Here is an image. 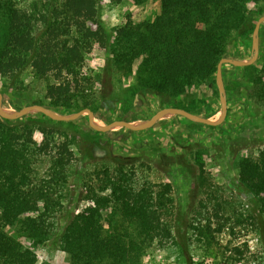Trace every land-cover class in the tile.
<instances>
[{"label":"trees","instance_id":"16d2710c","mask_svg":"<svg viewBox=\"0 0 264 264\" xmlns=\"http://www.w3.org/2000/svg\"><path fill=\"white\" fill-rule=\"evenodd\" d=\"M101 1L37 0L26 9L16 0H0V79L29 69L33 78L51 80L44 90L48 103L32 105L67 112L89 109L100 118L91 101L92 78L83 70L93 49H107L115 69L132 76L137 91L176 98L214 85L217 64L228 58L233 33L248 23L246 33L251 34L254 17L264 16L248 11L249 4L262 0H158L153 21L128 18L110 41L100 20ZM131 1L140 5L146 0ZM225 66L232 67L222 70ZM254 84V96L264 101V59ZM35 119H0V264H36L35 250L57 237L68 264H140L154 246L178 249L167 221L173 207L170 184L137 186L133 167L123 164L96 168L85 187L89 204L59 226L75 158L72 142L58 140L47 124L54 122L45 116ZM44 161L47 167L41 173ZM196 162L202 172L201 154ZM238 181L257 201V216L249 218L264 238V147L256 157L239 160ZM212 219L189 225L190 237L208 248L228 221L217 213ZM232 251L243 255L237 247ZM185 257L187 264H197Z\"/></svg>","mask_w":264,"mask_h":264},{"label":"rangeland","instance_id":"374dc122","mask_svg":"<svg viewBox=\"0 0 264 264\" xmlns=\"http://www.w3.org/2000/svg\"><path fill=\"white\" fill-rule=\"evenodd\" d=\"M36 1L16 0L26 9ZM159 9L158 0H146L140 5L131 0L120 3L103 0L100 3V20L111 41L114 30L128 18L135 23L151 22ZM248 11L250 14L257 11L264 14V0L249 4ZM254 20L256 23V16ZM89 26L96 28L93 24ZM248 27L247 23L233 33L228 44V58L249 60L252 33H246ZM258 38V59L248 66L251 69L225 66L222 70L228 113L219 126L211 127L174 116L165 117L144 131L115 128L99 133L90 128L86 115L71 122H42L57 132L58 140L65 137L71 140L75 156L58 218L59 226L89 204L85 187L90 184L96 168L123 164L133 167L137 186H171L173 207L167 221L172 225L178 249L154 246L140 264H187L185 254L197 264H264V238L259 236L257 223L249 218L257 216V201L238 181L239 160L256 157L264 147V101H258L254 96L258 90L254 80L264 59V23L259 28ZM83 70L92 78L94 96L91 101L101 118L95 116L98 124L125 119L139 124L162 108H184L201 117L215 111L210 120H217L220 116L216 84L196 87L187 95L176 98L137 91L132 76H123L115 69L107 49H93L85 58ZM47 83L51 80L35 79L29 69L13 79L1 78L0 90L5 93L2 95L4 111H17L11 102L22 108L35 102L48 103L44 95ZM48 109L63 116L76 113ZM39 115L31 113L24 117L36 121ZM35 140L39 142L40 139L35 137ZM198 154L202 158V172L196 162ZM46 167L44 161L40 172H44ZM215 213L222 214L228 221L222 233L214 235L208 248L190 237L189 225L194 222L203 224ZM215 226L213 224V228ZM18 239L24 246L29 245L25 238ZM233 247L241 250L243 255L237 256L232 251ZM226 248L231 251H226ZM35 253L36 264H68L67 255L59 249L58 237L37 248Z\"/></svg>","mask_w":264,"mask_h":264},{"label":"water","instance_id":"95a60500","mask_svg":"<svg viewBox=\"0 0 264 264\" xmlns=\"http://www.w3.org/2000/svg\"><path fill=\"white\" fill-rule=\"evenodd\" d=\"M263 23H264V16H261L257 19L254 25L252 36H251V56L249 60L241 61V60H236V59H231V58H223L217 64L215 84H216L219 103H220V116L217 120H210V119H207L201 116H197L181 108H162L159 111H157L151 118L139 124H134V123L124 121V120H118V121H114L106 125H101V124L96 123L95 115L89 109H83L76 113L63 116V115L57 114L56 112L44 106L30 105V106L23 107L17 111L7 112V111H4L3 109V96L1 93H0V119L8 120V121H16V120L23 118L24 116L28 114L36 113V114H41L55 122H71V121H74L80 118L83 115H86L90 128L99 133H107V132L112 131L115 128L126 129L132 132L144 131V130L152 128L161 119L165 117H174V116H181L191 122L200 123V124L211 126V127L219 126L225 121L227 117V113H228L227 101L225 97V89H224L223 78H222V67L224 65H229L233 67L243 68V67L251 66L256 62V60L258 59V53H259V41H258L259 28Z\"/></svg>","mask_w":264,"mask_h":264}]
</instances>
